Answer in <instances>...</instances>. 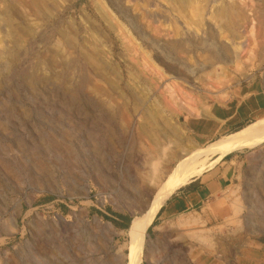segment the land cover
Listing matches in <instances>:
<instances>
[{
    "label": "rangeland",
    "instance_id": "rangeland-1",
    "mask_svg": "<svg viewBox=\"0 0 264 264\" xmlns=\"http://www.w3.org/2000/svg\"><path fill=\"white\" fill-rule=\"evenodd\" d=\"M250 84L264 0H0V264H124L149 172L262 120L240 114ZM240 150L239 211L162 207L140 264H264V141Z\"/></svg>",
    "mask_w": 264,
    "mask_h": 264
},
{
    "label": "bare ground",
    "instance_id": "bare-ground-1",
    "mask_svg": "<svg viewBox=\"0 0 264 264\" xmlns=\"http://www.w3.org/2000/svg\"><path fill=\"white\" fill-rule=\"evenodd\" d=\"M14 58L16 61L18 55ZM161 111H164V109H161ZM263 141L264 120H260L254 125H246L236 132L227 133L207 146L201 147L200 145L196 146L192 144L188 148V145H185L183 142L176 150L172 151L166 160L167 164L165 166L163 165L164 167L160 172L157 169H152L148 174L150 181L157 182L158 186L155 191L152 189L146 191L145 205L142 208L145 209L140 212L141 214L137 216L132 227L128 229L130 239L128 241L129 243H126V246L129 251L125 255L127 260L124 264H140L144 257L146 258L148 256L151 247H149L150 250L147 249L146 251L147 229L152 224L155 215L177 190L188 184L192 178L199 175L215 158L228 155L241 148L253 147ZM239 206H241L239 203L234 205L236 212L239 211ZM190 221L194 222L196 219H191ZM254 223L256 224V222ZM254 223L248 222L247 225ZM257 224L262 225L264 222L259 221ZM16 230V215H13L11 224L5 228V235H11ZM1 240L4 241L5 237H2Z\"/></svg>",
    "mask_w": 264,
    "mask_h": 264
},
{
    "label": "crops",
    "instance_id": "crops-1",
    "mask_svg": "<svg viewBox=\"0 0 264 264\" xmlns=\"http://www.w3.org/2000/svg\"><path fill=\"white\" fill-rule=\"evenodd\" d=\"M243 92L244 98L240 103L241 112L239 111L243 118L264 110L263 86L250 84ZM249 163V153L242 150L216 158L199 175L192 178L178 192L176 191L170 200L168 199L169 201L163 206L164 217L168 220L182 217L180 223L187 218L191 223L190 220L200 214L203 219L208 221L228 214L225 204L230 200V193L237 192L239 186L242 185L244 187L242 195L245 196L247 185L252 184V167L249 166ZM261 170L263 171V169ZM237 199L239 198L236 197L235 200ZM228 208L231 212L227 216L232 214L234 207Z\"/></svg>",
    "mask_w": 264,
    "mask_h": 264
}]
</instances>
